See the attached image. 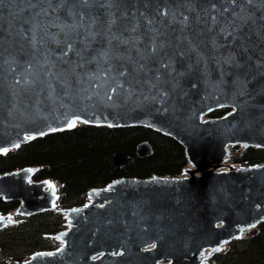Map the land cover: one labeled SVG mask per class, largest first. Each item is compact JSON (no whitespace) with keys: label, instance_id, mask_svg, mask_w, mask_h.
I'll return each instance as SVG.
<instances>
[{"label":"water","instance_id":"water-1","mask_svg":"<svg viewBox=\"0 0 264 264\" xmlns=\"http://www.w3.org/2000/svg\"><path fill=\"white\" fill-rule=\"evenodd\" d=\"M81 124L150 127L194 169L93 189L64 209V245L22 264H195L238 226L260 225L264 163L214 169L229 144L264 147V0H0V154ZM153 152L137 145L139 157ZM30 176L0 174V198L26 216L53 210L51 179Z\"/></svg>","mask_w":264,"mask_h":264},{"label":"trees","instance_id":"trees-1","mask_svg":"<svg viewBox=\"0 0 264 264\" xmlns=\"http://www.w3.org/2000/svg\"><path fill=\"white\" fill-rule=\"evenodd\" d=\"M229 108L210 114L219 117ZM148 140L154 152L146 157L137 155V145ZM124 152L134 159L125 167L115 165L111 157ZM233 161L251 166L264 163V147L248 146ZM185 147L171 136L146 126L108 127L81 124L76 128L35 138L20 148L0 154V174L27 169L35 181H57L61 210L84 205L93 189L106 187L121 177L148 178L154 175L178 177L188 166ZM35 169V171H33ZM19 200L0 198V213L7 214L19 207ZM63 212L45 210L21 216V222L0 230V255L8 263H21L37 251L55 250V236L65 229ZM212 264H264V221L256 234L235 239L229 248L215 254Z\"/></svg>","mask_w":264,"mask_h":264},{"label":"rangeland","instance_id":"rangeland-1","mask_svg":"<svg viewBox=\"0 0 264 264\" xmlns=\"http://www.w3.org/2000/svg\"><path fill=\"white\" fill-rule=\"evenodd\" d=\"M243 147H245V145H243ZM241 149H242V145H233L230 148L228 155L226 154L228 156V162L227 163H228V167L230 168V170H232L233 167H234L232 165V163H234V162L230 161V159L233 160V156H235L238 153H240ZM33 171H35V169ZM183 171H184L183 175H186L188 170H187V168H185V170H183ZM29 180L30 181H35L33 179L32 175L29 177ZM51 181H54V184H52ZM46 186H49V188L51 190H53L54 192H56V195H57V200L55 201V204H54L55 207H54L53 210L54 211L63 212V214L65 215V211L59 209V207H58L59 188L61 187V185L55 180H50L48 182V184H46ZM87 196H88L87 200H89V202H92V200L94 199V197H93L94 194L89 192L87 194ZM0 214H2V213H0ZM2 215H5L7 218L5 219V222H6L5 226L0 228L1 231L4 230V229H7V228H11L12 226L17 225L18 223H20L21 222V216H23L24 214L20 213L18 211V208H17V209H14V210L10 211L7 214H2ZM65 217H66V215H65ZM64 225H65L66 228L68 227L67 218H66V222H65ZM258 226H252L251 228H250V226H247V229L245 230L244 234H239L237 236L238 237L237 239L247 238L249 236H252L253 234H256L257 231H258ZM55 240L57 241L58 246L62 245L63 240L58 235L55 236ZM228 248H229V243L227 242L224 247L216 248L214 251H212V253H209V255H207V256H202L201 257V256H199L200 254H198L197 255V260L198 261L195 264H212L213 256L215 254L221 252V251H224V250L228 249ZM30 257H31V255H27L26 257H24V259L19 264H22L25 260L29 259ZM0 264H11V263H8L6 258L2 257L0 255ZM13 264H18V263H13Z\"/></svg>","mask_w":264,"mask_h":264},{"label":"bare ground","instance_id":"bare-ground-1","mask_svg":"<svg viewBox=\"0 0 264 264\" xmlns=\"http://www.w3.org/2000/svg\"><path fill=\"white\" fill-rule=\"evenodd\" d=\"M79 122H81L80 119H75V120L72 121V125L75 126ZM232 146H233L232 144L227 145V147H226L227 155H228L229 150H230V148ZM227 155L224 158V161L221 164H219L220 166L218 168L214 169L215 172H226V171H229L230 170V168L228 167V163H227L228 162V156ZM187 169H188V171L194 169V166H193V164L191 162H189V165H188ZM197 175H200V172H198ZM186 176H189V173L186 174ZM51 183L54 184V181H51ZM45 189L46 190H51L49 188V186H46ZM52 192H54V191L52 190ZM54 193H55V196H57L56 195V192H54ZM238 229H239V233L240 234H244L245 230L247 229V226H238ZM226 243L227 242H223L220 246L215 245L213 247L205 248L204 250L201 251V253H200L199 256H201V257L202 256H207V255H209V253H212V251H214L216 248H218V247H224ZM62 245H64V242L62 243ZM171 263H172L171 261L170 262H164V261H162V262H160L158 264H171Z\"/></svg>","mask_w":264,"mask_h":264},{"label":"built area","instance_id":"built-area-1","mask_svg":"<svg viewBox=\"0 0 264 264\" xmlns=\"http://www.w3.org/2000/svg\"><path fill=\"white\" fill-rule=\"evenodd\" d=\"M232 145H235V144H232ZM238 145H242V144H238ZM245 148H247V147H246V146L243 147V145H242V149H241V151H243ZM230 161L234 162L232 159H230ZM230 164H231V163H230ZM232 165L234 166L232 170H234V169H238V168H241V167H244V165H240V164L235 163V162L232 163ZM184 170H185V169H184ZM229 171H231V170H229ZM183 172H184V171H183ZM183 172H182V174H181L180 176H185V175H183ZM86 203H89V200H87ZM86 203H85V204H86ZM60 246H61V245H60ZM60 246H59V247H60ZM59 247H58V248H59Z\"/></svg>","mask_w":264,"mask_h":264},{"label":"snow or ice","instance_id":"snow-or-ice-1","mask_svg":"<svg viewBox=\"0 0 264 264\" xmlns=\"http://www.w3.org/2000/svg\"><path fill=\"white\" fill-rule=\"evenodd\" d=\"M88 2V0H84V3H87ZM231 2L233 3V4H235V2H236V0H231ZM246 3H248V4H252L253 3V0H246ZM215 5H212V8L213 9H215ZM241 11H243V9H241ZM239 18V17H238ZM250 18V17H249ZM213 20H215V17H213ZM229 35H231V33H229ZM73 125L72 124H70L69 125V127H72Z\"/></svg>","mask_w":264,"mask_h":264},{"label":"flooded vegetation","instance_id":"flooded-vegetation-1","mask_svg":"<svg viewBox=\"0 0 264 264\" xmlns=\"http://www.w3.org/2000/svg\"><path fill=\"white\" fill-rule=\"evenodd\" d=\"M65 229H66V228H65ZM63 230H64V229H63ZM63 242H64V241H63ZM61 246H62V245H61ZM61 246H60V247H61ZM58 247H59V246H58ZM57 249L59 250L60 248H57ZM51 251H52V250H51ZM161 262H162V261H161ZM158 263H160V262H158ZM158 263H157V264H158Z\"/></svg>","mask_w":264,"mask_h":264}]
</instances>
